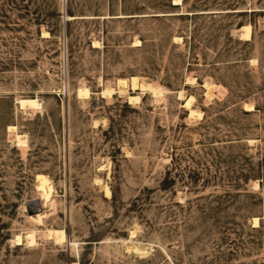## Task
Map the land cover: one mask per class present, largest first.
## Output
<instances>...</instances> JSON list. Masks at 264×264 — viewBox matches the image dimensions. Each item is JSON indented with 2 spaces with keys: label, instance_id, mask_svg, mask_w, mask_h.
<instances>
[{
  "label": "rangeland",
  "instance_id": "374dc122",
  "mask_svg": "<svg viewBox=\"0 0 264 264\" xmlns=\"http://www.w3.org/2000/svg\"><path fill=\"white\" fill-rule=\"evenodd\" d=\"M263 17L264 0H0V264H264ZM131 76L163 95L101 96ZM36 96L37 112L16 103ZM42 177L56 193L45 227L68 243L18 246L42 231L28 219Z\"/></svg>",
  "mask_w": 264,
  "mask_h": 264
},
{
  "label": "bare ground",
  "instance_id": "6f19581e",
  "mask_svg": "<svg viewBox=\"0 0 264 264\" xmlns=\"http://www.w3.org/2000/svg\"><path fill=\"white\" fill-rule=\"evenodd\" d=\"M181 0H174V5H180ZM77 17L75 16H67L65 15L64 19L65 21H71L72 19H75ZM263 22H264V17H263ZM240 34L239 37L243 41H251L252 39V34H253V29L250 24H246L240 27ZM43 37L44 38H49V34L47 32H43ZM175 41H180L179 39H175ZM135 46L139 47L141 46V43L139 41L133 42ZM94 47L100 48L101 44L97 41L93 42ZM141 78L131 76L128 79H117L115 86H109V87H103V90L101 92V96L106 99L110 100L114 95H117L120 98L127 99L130 104L132 105H139L142 101L141 95H144L146 93L152 94L154 97H160L163 95L164 90L161 89L160 87L149 83L145 82L143 80H140ZM196 80V79H195ZM194 79H188V83L194 84L195 82ZM102 83V82H101ZM204 87L206 89L205 96L207 97L208 100L212 101L216 97H221L220 94L222 93L221 89L222 87L214 85L212 83L206 82L204 84ZM226 89V88H225ZM129 91H132L133 94H135L137 91L140 92V94L133 96L132 93H129ZM91 93L89 89L84 87V85L77 90V96L78 98L85 100L90 97ZM179 98L182 100L184 99V104L183 108L187 110L189 113L188 116L192 118H202V113L199 110H196L194 108V103L196 102V98L194 96H186L184 92L179 93ZM17 105H19L21 110H28L32 112H37L39 110H42L43 108V102L36 96L35 98H26V97H21L16 100ZM244 109L246 111H254L253 106L249 105H244ZM8 132L13 134V139H15L17 143V147H25L28 145V140L26 135H22L17 133V128L15 126H9L8 127ZM107 168L108 170L109 165L106 167H101L100 169L103 170ZM107 170V171H108ZM96 183L98 185H101V188L103 192H105V195L107 198L111 199L112 198V192L110 191L108 185L102 183L101 179H96ZM38 192L40 193V200H41V205H42V211L41 209L38 211V204L37 202L33 201L31 204V210H33V213L30 215L28 214V219L32 224H34L37 228H41L42 231L39 232L37 229H33L28 231L24 235H18L15 237L13 240L14 243H16L18 246H22L23 243L34 247L37 245V238L40 237V235H44L45 238L50 239L53 241V243L56 246L63 245L68 243V238L65 229H49L45 227V219L49 217V213L51 212V206L49 205L53 198L55 193L54 187L52 185V181L48 177H42L39 180L38 183ZM258 221L257 218H254L253 224L255 226H258ZM136 237L135 232L132 231L130 235V241ZM124 241V240H123ZM69 246L70 247H76V243L70 242L69 241ZM79 248V247H78ZM77 248V249H78ZM128 253H132L133 250H135L139 257L141 258H146L147 255L149 254L147 249L144 248H139L135 246L127 247L126 248ZM72 264H78V263H72Z\"/></svg>",
  "mask_w": 264,
  "mask_h": 264
},
{
  "label": "water",
  "instance_id": "95a60500",
  "mask_svg": "<svg viewBox=\"0 0 264 264\" xmlns=\"http://www.w3.org/2000/svg\"><path fill=\"white\" fill-rule=\"evenodd\" d=\"M30 205H32V204H30ZM30 208H31V207H28V210H29L28 212H29V214L31 215V214L33 213V210H31Z\"/></svg>",
  "mask_w": 264,
  "mask_h": 264
}]
</instances>
